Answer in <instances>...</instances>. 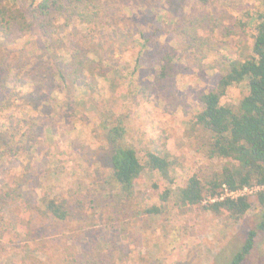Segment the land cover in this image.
I'll return each instance as SVG.
<instances>
[{
    "label": "rangeland",
    "instance_id": "rangeland-1",
    "mask_svg": "<svg viewBox=\"0 0 264 264\" xmlns=\"http://www.w3.org/2000/svg\"><path fill=\"white\" fill-rule=\"evenodd\" d=\"M61 4L51 31L14 27L0 36V187L12 189L0 210V264H229L264 221V188L239 217L206 210V201L182 204L176 189L221 169L224 160L199 149L191 124L220 79L216 61L251 51V26L240 21L264 0ZM76 48L93 70L66 82L59 69ZM168 55L173 69L160 77ZM247 93L246 80L221 102L236 105ZM108 117L123 123V144L142 161L148 150L168 155L173 181L145 168L131 192L122 190ZM44 196L64 201L67 218L53 217ZM153 206L160 212L146 211ZM244 264H264V230Z\"/></svg>",
    "mask_w": 264,
    "mask_h": 264
},
{
    "label": "trees",
    "instance_id": "trees-1",
    "mask_svg": "<svg viewBox=\"0 0 264 264\" xmlns=\"http://www.w3.org/2000/svg\"><path fill=\"white\" fill-rule=\"evenodd\" d=\"M208 3L213 0H199ZM61 0H0V36H7L14 27L29 30L34 27L42 33L51 31L53 12L61 10ZM244 26H251L253 45L251 51L240 57H222L217 60L216 68L221 72L217 85L201 95V108L191 124L193 131L201 137L199 149L210 159H222L221 169L215 171L210 180L203 181L197 174L189 177L185 186L177 187L176 194L182 204L195 205L206 201L204 208L220 213L227 211L235 217L244 215L252 206L250 197L218 198L225 184L230 190L245 185H264V9L255 15H248ZM87 54L76 48L72 59L61 66L59 74L66 82L80 79L83 69L93 68ZM173 69V57L166 56L160 77L169 76ZM247 80L248 93L236 105L223 104L222 98L230 87ZM91 82H95L92 77ZM71 84V83H69ZM107 138L113 147L110 160L114 180L125 192H131L135 182L145 168L159 171L169 178L172 160L168 155L148 150L142 161L137 150L123 144L126 128L122 122L104 121ZM173 181V179H171ZM170 191L166 190L163 199ZM264 202V192L258 194ZM12 198V189L0 187V210L6 200ZM215 200L211 201L209 199ZM45 209L57 219L67 218L68 211L64 201L44 196ZM147 212L159 213L158 207L146 209ZM264 230V221L251 229L229 264H244L251 254L256 237Z\"/></svg>",
    "mask_w": 264,
    "mask_h": 264
},
{
    "label": "built area",
    "instance_id": "built-area-1",
    "mask_svg": "<svg viewBox=\"0 0 264 264\" xmlns=\"http://www.w3.org/2000/svg\"><path fill=\"white\" fill-rule=\"evenodd\" d=\"M264 185L260 184H253V185H245L243 187H240L238 189L230 190L225 184L223 185L222 192L218 198L223 199L225 197H231V198H238L240 196H247L250 197L252 194L259 192L260 190H263ZM211 201L215 200L209 199Z\"/></svg>",
    "mask_w": 264,
    "mask_h": 264
}]
</instances>
